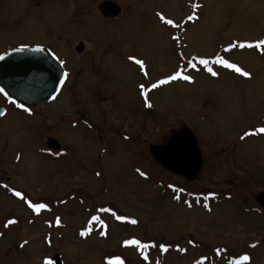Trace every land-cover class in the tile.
Masks as SVG:
<instances>
[{"label": "rangeland", "instance_id": "obj_1", "mask_svg": "<svg viewBox=\"0 0 264 264\" xmlns=\"http://www.w3.org/2000/svg\"><path fill=\"white\" fill-rule=\"evenodd\" d=\"M38 1L0 0V52L53 36L71 74L34 117L0 120V179L49 205L35 216L0 188V217L27 221L0 222V264H53L56 253L64 264H264V136L236 140L249 115L264 113V45L230 49L264 40V0H112L123 9L116 19L99 11L105 0ZM177 70L193 80L167 81ZM183 125L204 158L192 180L150 153ZM50 138L63 154L38 152ZM208 190L235 195L221 203Z\"/></svg>", "mask_w": 264, "mask_h": 264}, {"label": "water", "instance_id": "obj_2", "mask_svg": "<svg viewBox=\"0 0 264 264\" xmlns=\"http://www.w3.org/2000/svg\"><path fill=\"white\" fill-rule=\"evenodd\" d=\"M98 9L105 17L115 18L121 6L112 0L102 1ZM41 48L42 51H37ZM83 52L82 45L76 48ZM46 47L19 46L4 52L0 59V86L20 103L37 106L53 100L59 93L67 77L63 65ZM50 149L58 150L61 144L54 138L48 141ZM153 158L165 169L187 179L196 177L203 165L202 153L194 132L185 127L173 133L170 141L150 145ZM257 202L264 208V191L257 195ZM54 264H63L59 254L53 258Z\"/></svg>", "mask_w": 264, "mask_h": 264}, {"label": "flooded vegetation", "instance_id": "obj_3", "mask_svg": "<svg viewBox=\"0 0 264 264\" xmlns=\"http://www.w3.org/2000/svg\"><path fill=\"white\" fill-rule=\"evenodd\" d=\"M42 2V3H41ZM60 2H62V0H60ZM42 4L44 5V1H42V0H39L38 1V3H37V7L39 8V7H41L42 6ZM100 4V3H99ZM98 4V5H99ZM48 7H50V6H48ZM123 10V9H122ZM122 13H123V11L121 12V15H122ZM11 15H12V12H11ZM120 15V16H121ZM120 16H118V17H120ZM118 17H115V18H108V19H116V18H118ZM107 18V17H106ZM11 23H12V21H11ZM235 42V44L237 45V46H239L240 44H239V42L238 41H234ZM256 40H253V41H251V45H252V47H248L247 45L244 47V48H246V49H254V48H257L255 45H256ZM23 45H30V44H28V43H24V42H20V43H18V44H13V45H11V46H9L8 48H7V50H9V49H11V48H14V47H18V46H23ZM33 45H39V46H43V47H46V48H48V49H50L53 53H55V55L57 56V57H59L58 56V52L56 53V51H58L59 50V48H60V43H58V42H56V40H55V38H53V36H52V38L50 39V42H46L45 44H41V43H35V44H33ZM81 45L84 47V50H85V45L81 42ZM236 45H234V46H232V44H231V46H230V49H235L234 47L236 46ZM78 47V45L75 47V49ZM264 47V46H263ZM263 47H261V48H257L258 50H262L263 49ZM83 50V51H84ZM77 51V50H76ZM3 52H5V51H2V52H0V55L3 53ZM80 53H82V52H80ZM61 57H62V55H60ZM222 57V56H221ZM62 59H63V57H62ZM60 57H59V60L60 61H63V65H64V67H65V69H66V71H67V80L66 81H68V78H69V76H70V72L67 70V67H66V65H67V63H66V61H64V60H62ZM66 83V82H65ZM64 87V86H63ZM62 87V88H63ZM1 88V87H0ZM4 90V89H3ZM4 92H6L5 90H4ZM4 92H0V99H1V101H0V112H3L4 113V115H0V120L1 119H4V118H6V117H8V116H10V115H12L11 113H16V114H18V115H23V116H26V117H30V118H32V117H34L35 115H36V113H37V109H38V107L39 106H26V105H24V108H21V107H19V105H21V103L20 102H18L17 100H15L11 95H9L7 92V96H5L4 95ZM8 97H11V100L8 98ZM57 98V97H56ZM13 101H14V103H13ZM44 104H47V103H44ZM26 109H30V111H27ZM14 115V114H13ZM259 115V116H258ZM258 119H256V120H249V116L247 117V122H249V124L247 125H245V127H241L238 131H239V133H238V135H237V137H236V140H237V142H239V143H242V142H244V141H251V140H255V139H261V137H263L264 136V132H260L259 131V129L260 128H262V127H264V113H258ZM87 122H89L88 120H86V123ZM185 127H188L187 125H183V126H181V127H178L177 129H173L172 131H171V134H170V136H169V139H168V141H170V139H171V137H172V135H173V133H175L176 131H181V130H183ZM246 133H247V135H246ZM123 136L124 137H126V133L125 132H123ZM128 137L127 138H129L130 137V135H127ZM198 138V137H197ZM216 140L217 141H219L218 140V137H216ZM167 141V142H168ZM38 150V152L39 153H41V154H44V155H46V154H52L53 152L54 153H58V154H63V150H60V151H52V150H47L46 148H43V147H41V148H39V149H37ZM200 150H201V148H200ZM202 153V152H201ZM203 154V153H202ZM18 159L17 161H19L20 159H21V157L19 156V152H16V153H14V156H13V159ZM202 160H203V164H204V158H203V155H202ZM203 166V165H202ZM170 173H172V174H175V173H173V172H170ZM182 177V176H181ZM12 178V177H11ZM184 178V177H183ZM12 180V179H11ZM0 188L3 190H6V196H9V197H11L14 201H16L17 203L19 202V203H21L22 205H21V207L23 208L22 210L23 211H28V213L30 212H33V214L36 216L37 214H36V211H34L33 210V208H31L30 207V205L28 204V201H32L31 200V198H30V196L28 195V193H27V191L25 190V188H17V187H15V186H13L12 184H10L9 182H7V181H5V180H1L0 179ZM17 191H19V192H21L23 195L22 196H16L15 195V193L17 192ZM209 192H211L210 193V197H212V198H214V197H217V200L219 201V202H224V201H227V200H231V199H233L234 198V193H232V192H224V193H221V191L220 192H216V190H208ZM264 191V190H263ZM262 192V191H261ZM260 193V192H259ZM258 193V194H259ZM234 194V195H233ZM201 196V195H200ZM203 196V195H202ZM201 196V197H202ZM220 197L221 198H223V200H220ZM45 211V209L43 210V211H39V214L40 215H42L43 214V212ZM29 220V219H28ZM8 221H13L12 223L13 224H15L17 221H18V224H21V223H26L27 221H24V219H23V217L21 216V215H19V214H17L16 212H7V213H4L3 214V217L1 218L0 217V222L1 223H3V222H7L8 223ZM203 258V257H202ZM237 259V258H236ZM235 259V260H236ZM234 259H233V261H235ZM230 262V261H229Z\"/></svg>", "mask_w": 264, "mask_h": 264}, {"label": "snow or ice", "instance_id": "obj_4", "mask_svg": "<svg viewBox=\"0 0 264 264\" xmlns=\"http://www.w3.org/2000/svg\"><path fill=\"white\" fill-rule=\"evenodd\" d=\"M160 18L161 19H164L163 16H161ZM193 18H194L193 16H189L188 17L189 20H192ZM166 23L169 24V25H173L174 24V21L171 20V19H168V20H166ZM175 27L176 28H179L180 25L179 24H175ZM262 45H264V40L257 41L255 46L257 48H260ZM247 46L248 47H252L251 44H248ZM239 47L243 48V47H245V45L244 44H240ZM37 51H42V49L41 48H37ZM52 55L55 56V53H53ZM0 59H3V56H0ZM56 59H59V57H56ZM130 59H134L135 60L136 58L135 57H131ZM60 63L63 64V61H60ZM136 63L139 64V65H141V67L143 68V65H144V62L143 61L136 60ZM199 63L202 64V65L207 66L209 62H208V60L200 59ZM216 63L217 64L224 65V66H226L228 68L234 69L236 72L242 73L243 76H246V77L247 76H250V73L249 72L244 71L243 69H241L240 67H238L235 63H231L228 60L224 59L223 57L217 56L216 57ZM191 67L195 68L196 65L195 64H191ZM208 71L211 72L212 75H218V73L213 72L211 68H209ZM144 74L147 75L148 73L145 72ZM63 75H64V77H67L68 74L65 72ZM177 78H183L184 80H188V81L193 80V77L187 76V75H183L182 76L181 75V72L179 70H177L173 75H171V76H169L167 78V81H171V80H174V79H177ZM167 81L161 80L158 83H166ZM60 83L62 85L64 83V81L61 80ZM139 87H140L141 90H144L145 89V85H143V84H141ZM152 87L153 88H156L157 87V84H152ZM0 92H4V90L2 88H0ZM4 95L7 96L8 94L6 92H4ZM8 98L11 100V97H8ZM13 103H14V101H13ZM19 107L24 108V105L21 104V105H19ZM26 110L27 111H30V109H26ZM0 115H4V113L3 112H0ZM259 131L260 132H264V127L260 128ZM246 135H247V133H246ZM136 171L141 176H146L147 175L145 172L141 171L140 169H136ZM169 187H172V186L169 185ZM180 191H183V189H181ZM15 195L16 196H22L23 194L21 192L17 191L15 193ZM175 198L176 199H179V196H176ZM28 204L30 205L31 208L35 209L36 212H39L41 209H46V208L49 207V205H47L45 203H32L31 201H28ZM189 206H191V205H189ZM205 206H207V205H205ZM92 219L93 220H98L99 217L94 216ZM115 219L118 220V221H124V220L127 219V217H125L123 215H116L115 216ZM12 222L13 221H9V223H12ZM56 223L57 224L60 223V218L59 217L56 218ZM132 223L135 224L136 221L133 220ZM80 234L81 235H86L87 233L85 231H82ZM106 234H107L106 232H101V235H106ZM123 243L125 245H129V244H131V245H141V241L138 240V239H127V240H124ZM141 246L142 247H147V245H141ZM160 247L161 248H165L164 245H161ZM181 251H183V249H181ZM144 258L147 259V256H145ZM242 259L247 260L248 257L247 256H244V257H242Z\"/></svg>", "mask_w": 264, "mask_h": 264}, {"label": "bare ground", "instance_id": "obj_5", "mask_svg": "<svg viewBox=\"0 0 264 264\" xmlns=\"http://www.w3.org/2000/svg\"><path fill=\"white\" fill-rule=\"evenodd\" d=\"M66 84H67V81H66V83L64 84V87H65ZM64 87H63V88H64ZM63 88H62V90H63ZM58 96H59V95H58ZM58 96H57V97H58ZM56 99H57V98H56Z\"/></svg>", "mask_w": 264, "mask_h": 264}]
</instances>
